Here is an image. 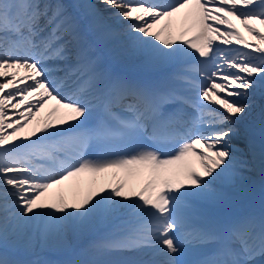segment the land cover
<instances>
[{
  "label": "snow or ice",
  "instance_id": "6c2138e0",
  "mask_svg": "<svg viewBox=\"0 0 264 264\" xmlns=\"http://www.w3.org/2000/svg\"><path fill=\"white\" fill-rule=\"evenodd\" d=\"M257 97L264 0H0V264H264Z\"/></svg>",
  "mask_w": 264,
  "mask_h": 264
},
{
  "label": "bare ground",
  "instance_id": "6f19581e",
  "mask_svg": "<svg viewBox=\"0 0 264 264\" xmlns=\"http://www.w3.org/2000/svg\"><path fill=\"white\" fill-rule=\"evenodd\" d=\"M245 35L246 36L248 35L247 32H245ZM249 39H251V37H249ZM261 106H264V103H262L260 101V98L257 97L256 98V107L254 108L253 113H252L251 117L249 118V120L246 121L248 125H250L249 123H253V124L261 123V125H262V120H261V115H260ZM239 127H241L242 131L248 129L244 124L239 125ZM245 128H247V129H245ZM235 143L237 144V146H241L242 149L247 151V143H245V139H237L235 141ZM260 173H261V170L259 168H255L252 171H245L244 175L247 179H245L242 183L238 184L239 185L238 188H236V186H235V187L230 188L228 190V191L234 190L235 192L233 194L229 195V200L223 206V208H225L226 206L228 207L231 203L235 202L237 199L243 198L244 196L245 197L248 195L253 196V195H256L257 192H258L257 195L262 194L264 192V183H263L264 180H263V177L260 179ZM236 195H238L240 197L237 198ZM224 212H226V210ZM85 239L83 237L79 241H77L78 243H75V244L72 240V245H74L75 251H78V249L80 247H83L84 245H86L92 239V237H85ZM52 252H54V254H56L57 251H52ZM64 252L67 253V255L69 257L75 258V256H73L74 252L71 254L68 250L62 251L59 253H64ZM48 257H51V256L48 254L42 255V258L45 260H49Z\"/></svg>",
  "mask_w": 264,
  "mask_h": 264
},
{
  "label": "rangeland",
  "instance_id": "374dc122",
  "mask_svg": "<svg viewBox=\"0 0 264 264\" xmlns=\"http://www.w3.org/2000/svg\"><path fill=\"white\" fill-rule=\"evenodd\" d=\"M239 186V185H238Z\"/></svg>",
  "mask_w": 264,
  "mask_h": 264
}]
</instances>
